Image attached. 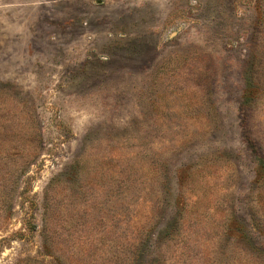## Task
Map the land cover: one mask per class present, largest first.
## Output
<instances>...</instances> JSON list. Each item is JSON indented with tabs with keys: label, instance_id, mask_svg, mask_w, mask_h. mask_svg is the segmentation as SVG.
I'll use <instances>...</instances> for the list:
<instances>
[{
	"label": "rangeland",
	"instance_id": "rangeland-1",
	"mask_svg": "<svg viewBox=\"0 0 264 264\" xmlns=\"http://www.w3.org/2000/svg\"><path fill=\"white\" fill-rule=\"evenodd\" d=\"M0 264H264V0H0Z\"/></svg>",
	"mask_w": 264,
	"mask_h": 264
}]
</instances>
